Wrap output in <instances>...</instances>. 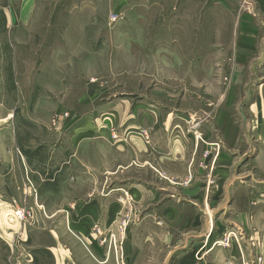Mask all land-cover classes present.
<instances>
[{
	"label": "rangeland",
	"instance_id": "1",
	"mask_svg": "<svg viewBox=\"0 0 264 264\" xmlns=\"http://www.w3.org/2000/svg\"><path fill=\"white\" fill-rule=\"evenodd\" d=\"M158 1L163 2L0 0V126L7 128L8 135L3 139L13 146L60 147L63 160L69 157L68 149L72 145L67 134L92 125L98 130L101 118L107 119L104 114L100 116L108 110L101 107L103 102L146 98L154 103L167 98L159 108L163 107L165 113L195 114L189 123H182L183 128L194 126L192 131L199 140L206 138L208 132L210 135V148L204 149L200 141L195 150L196 167H202L210 159L199 177L207 184L204 189L213 203L212 229L209 236L198 242L205 240L207 249L212 251L234 244L262 245L261 237L250 234L252 231L249 233L244 227L252 225L244 222L242 212L245 209L252 213L259 206L256 214L264 226V4L259 0H235L236 6L230 4L227 10L214 6L208 11L211 26H202L223 34L221 42H214L216 50H223V56L215 57L212 68L209 64L205 67L208 73L199 72L198 83L191 86L190 77L184 80L179 77L189 76V67H159L153 58L157 53L136 51L140 42L134 43L133 54L128 48L132 34L157 30L159 24L142 27L138 23L143 14L147 24L160 20L164 5ZM202 10L185 8L180 10L181 14L178 12L180 16L173 17H192L196 21ZM181 23V29L190 30V25ZM173 60L177 65L194 64L193 59L184 55H176ZM112 127L115 131L119 129V126ZM143 132L150 133V129ZM219 154L226 160L218 162L219 168L215 163L210 167L209 163L216 162ZM38 156L39 160H45L46 154ZM224 166L228 168L226 175L220 169ZM123 193L118 198L120 203L126 198ZM37 207L44 215V208ZM14 211L13 204L0 199V226L3 222L8 228L3 236L12 243L11 246L0 243V254L8 264H23L13 248L16 244L9 239V232L21 233V223H24ZM33 212L35 221L39 220L38 213ZM123 222L114 234L116 242ZM33 226H28V232ZM257 231L256 234H261ZM212 232L218 236L211 240ZM37 240L36 237L34 242ZM193 246L194 243L190 251ZM12 248L15 253L11 252ZM28 248H33L32 243ZM201 248L196 255L203 252L204 247ZM255 260L262 263L264 256L257 255ZM43 262L50 264L51 259L44 258Z\"/></svg>",
	"mask_w": 264,
	"mask_h": 264
},
{
	"label": "crops",
	"instance_id": "2",
	"mask_svg": "<svg viewBox=\"0 0 264 264\" xmlns=\"http://www.w3.org/2000/svg\"><path fill=\"white\" fill-rule=\"evenodd\" d=\"M234 1H158L164 5L160 20L147 24L143 14L138 23L142 27L159 24L154 29L156 32L132 34L128 48L133 54L134 43L140 42L136 51L157 53L153 58L159 67H189L190 75L179 76L180 80L190 77L189 85L197 84L199 72L208 73L205 67L209 64L212 68L213 59L223 56V50H216L214 45L223 40V34L202 26H211L208 11L215 7L227 10L230 4L236 6ZM259 1L264 4V0ZM173 4L175 8L171 9ZM185 8L203 10L196 21L192 17H173L180 16V10ZM181 21L190 25V30L181 29ZM176 55L191 58L194 64L177 65L173 60ZM166 99H159L161 102L155 101V104L146 98L103 102L101 107L110 112L100 116L104 114L107 119L101 118L98 130L92 125L69 132L66 137L72 145H69V157L63 160L62 148L53 145H10L3 139L8 136L7 128L0 126V199L29 207L40 218L32 219L29 224L21 223V233L9 232L23 264H44L43 259L47 257L51 259L50 264H116L111 235L119 232L118 224L126 220L129 226L116 247L131 264H264L255 260L257 255L264 256V243L234 244L212 251L207 249L205 240L198 242L209 236L212 229L213 203L204 189L207 184L199 177L210 159L202 167H196L195 150L200 141L204 149H209L210 135L208 132L206 138L199 140L192 131L194 126L183 128L182 123H189L195 114L165 113L162 106ZM112 126H119L118 132ZM148 128L147 135L143 129ZM16 143L19 142L16 140ZM40 153L46 154L45 160H39ZM209 155L213 157L212 153ZM223 160L226 159L220 155L209 165L215 163L219 168L218 162ZM220 169L227 174V167ZM124 191L131 193L133 202L127 197L123 203L119 202ZM38 205L44 208V215ZM258 209L259 206L252 213L243 210L244 222L252 225L244 227L264 241V226L256 214ZM3 224L0 243L11 246L3 236L8 229ZM33 224L34 228L28 232V226ZM215 236L218 235L212 232L210 239ZM36 237L39 240L34 242ZM28 243H32V249ZM199 247H204L203 252L196 255ZM13 248L11 252L15 253ZM0 264H8L1 254Z\"/></svg>",
	"mask_w": 264,
	"mask_h": 264
},
{
	"label": "built area",
	"instance_id": "3",
	"mask_svg": "<svg viewBox=\"0 0 264 264\" xmlns=\"http://www.w3.org/2000/svg\"><path fill=\"white\" fill-rule=\"evenodd\" d=\"M68 115V113H66V116ZM54 122H56V120H54ZM125 195L127 198L131 199L129 193L125 192ZM122 201V199H120ZM13 204V207H14V215L19 219L21 220L22 222L26 223L27 221L31 220V219H34L35 215H34V212H33V209L29 210V209H26L24 207H19L16 205V203H12ZM127 223H128V220L124 221L123 222V227L121 228V236H123L125 234V229H126V226H127ZM97 231L99 232L100 230L97 229ZM100 233V232H99ZM111 238L113 239V243L115 245V252H117V247H116V238H115V235L112 234L111 235ZM258 261H262V258H259ZM116 262L117 264H131L128 260H126V258L121 254V253H118L116 254ZM259 262V263H260Z\"/></svg>",
	"mask_w": 264,
	"mask_h": 264
},
{
	"label": "water",
	"instance_id": "4",
	"mask_svg": "<svg viewBox=\"0 0 264 264\" xmlns=\"http://www.w3.org/2000/svg\"><path fill=\"white\" fill-rule=\"evenodd\" d=\"M249 96L250 95H248V98H249ZM243 104H245V103H243ZM241 114L243 115V117L245 118V115H244V112H243V110H241Z\"/></svg>",
	"mask_w": 264,
	"mask_h": 264
}]
</instances>
